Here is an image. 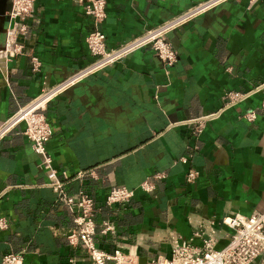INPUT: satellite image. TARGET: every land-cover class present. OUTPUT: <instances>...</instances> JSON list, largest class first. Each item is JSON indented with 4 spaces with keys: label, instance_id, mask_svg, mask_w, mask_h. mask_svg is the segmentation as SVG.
<instances>
[{
    "label": "crops",
    "instance_id": "crops-1",
    "mask_svg": "<svg viewBox=\"0 0 264 264\" xmlns=\"http://www.w3.org/2000/svg\"><path fill=\"white\" fill-rule=\"evenodd\" d=\"M200 1L106 0L98 25L116 46ZM7 9L0 0V122L92 60L85 36L95 26L78 0H35L18 36L23 50L9 56ZM166 36L177 50L170 67L148 46L138 48L65 86L45 109L53 129L46 147L65 191L84 189L96 200L97 244L130 246L141 259L168 255L172 237L189 239L207 218L221 247L232 232L224 215L264 210V0H219ZM229 90L246 96L227 105ZM22 127L0 139V214L8 220L0 260L23 250L24 264H91L81 244H68L72 214ZM191 166L200 173L187 183ZM155 171L166 176L144 192L139 184ZM111 185L134 195L106 205ZM104 220L114 233L99 232ZM254 264H264V252Z\"/></svg>",
    "mask_w": 264,
    "mask_h": 264
},
{
    "label": "built area",
    "instance_id": "built-area-1",
    "mask_svg": "<svg viewBox=\"0 0 264 264\" xmlns=\"http://www.w3.org/2000/svg\"><path fill=\"white\" fill-rule=\"evenodd\" d=\"M35 0H8L7 15L11 22L8 29L9 56H14L23 50V44L18 36L24 32L28 24V17L33 9ZM81 2L84 12L90 15L95 23L85 36L87 48L92 60L85 66L78 68L73 73L63 78L60 82L41 91L23 104L12 114L0 122V139L14 128L23 124L22 132L31 141L32 148L39 155L38 165L48 178L47 183L57 193V201L64 205L72 214L73 226L65 233L69 245L81 244L90 258L91 264H254L255 259L264 252V210L253 209L249 214L233 213L224 215L222 223L229 226L232 232L228 235V241L221 247L217 246L220 230L212 218H207L193 231L189 239L172 237L171 250L167 254H157L154 257L142 261L137 250L132 247H123L117 244L111 250H106L97 244V225L95 213L98 209L96 200L86 190L79 189L73 194L65 191L64 181L57 174L53 165V159L47 150L46 142L53 133V129L46 117L47 102L62 88L70 83L83 78L89 73L95 72L110 65L114 61L126 56L130 52L148 46L154 54L166 66L170 67L177 59V50L167 38L166 33L184 22L190 20L219 0H202L183 12L147 28L143 33L133 36L116 46H108L106 35L99 27V23L106 16V0H78ZM252 1V0H251ZM33 69L38 70L40 60L36 56L31 57ZM246 94L240 91L229 90L223 94L227 105L243 99ZM247 119L256 117L255 110L245 112ZM200 121L197 127L201 129ZM186 160V156H181ZM199 169L191 166L186 170L185 181L193 183L199 176ZM79 172L77 175L82 176ZM66 179L68 175L62 172ZM166 176L163 171H155L145 178L139 188L147 193H152L155 181ZM134 195V189L124 185H111L104 197L106 205L126 204ZM8 227L7 218L0 214V230ZM102 234L114 233L115 226L109 220H104L99 229ZM197 238L199 243L194 242ZM23 250L9 251L3 254L0 264H24ZM74 263V258L69 257Z\"/></svg>",
    "mask_w": 264,
    "mask_h": 264
},
{
    "label": "water",
    "instance_id": "water-1",
    "mask_svg": "<svg viewBox=\"0 0 264 264\" xmlns=\"http://www.w3.org/2000/svg\"><path fill=\"white\" fill-rule=\"evenodd\" d=\"M145 260H146V258H143V259H142V261H145Z\"/></svg>",
    "mask_w": 264,
    "mask_h": 264
}]
</instances>
